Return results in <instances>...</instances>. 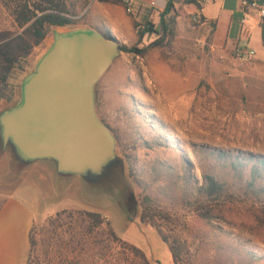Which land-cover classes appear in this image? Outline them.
Here are the masks:
<instances>
[{
    "label": "rangeland",
    "instance_id": "1",
    "mask_svg": "<svg viewBox=\"0 0 264 264\" xmlns=\"http://www.w3.org/2000/svg\"><path fill=\"white\" fill-rule=\"evenodd\" d=\"M170 1L178 12L179 32L170 59L163 60L160 51L144 57L122 51L96 88L98 114L115 135L116 153L123 160L122 169H116L113 177L104 178L97 190L89 189L80 176L60 179L55 173L57 181L53 184L45 172V166L51 164L38 162L23 168L15 164L9 152L0 150L3 196L19 186H24L25 192H48L42 197L34 224L42 264L62 262L57 258L60 254L56 238L50 243L49 220L66 209L103 213L121 238L142 248L153 260L171 264L169 246L160 232L141 224V208L137 214L130 213L131 192L137 199L147 193L179 213L190 236L202 241L199 250L193 252L196 264H247L250 254L264 256V234L256 236L218 223L211 225L191 216L184 210L181 187L175 186L174 180L157 178L161 163L169 162L180 169L179 152L193 160L197 146L264 156V48L256 14L252 10L244 13L240 0H226L224 8L223 0H206L205 15L218 19L220 26L228 25L230 40L234 41L231 43L210 22L195 23L193 16L201 14L188 0H167L165 7L154 2L135 3L153 7L152 19L158 24L160 12ZM73 2L75 28L106 32L110 31L109 20L118 18L127 20L123 34L116 33L128 49H144L156 40L155 35L140 39L134 28L135 16L128 12L124 1L99 0L92 5L90 0ZM257 2L261 5L264 0ZM244 17L250 23L249 29H242ZM29 27L20 29L0 4V76L6 75V81L0 83V113L19 102L21 83L52 44L54 31L70 30L50 28L46 39L36 45ZM236 41H242V48H257L256 57L241 62ZM202 82L206 86L201 87ZM128 156L135 160L138 183L130 177ZM43 176L46 179L42 184ZM15 195L31 201L23 193ZM213 225L220 226L224 233ZM162 233L169 236L163 227ZM65 254L72 264H94L80 252L66 250ZM107 256L100 264H105L107 258L114 264H134L132 256L118 245Z\"/></svg>",
    "mask_w": 264,
    "mask_h": 264
},
{
    "label": "trees",
    "instance_id": "2",
    "mask_svg": "<svg viewBox=\"0 0 264 264\" xmlns=\"http://www.w3.org/2000/svg\"><path fill=\"white\" fill-rule=\"evenodd\" d=\"M188 3L195 4L201 11L204 0H188ZM0 4L20 29L30 25L28 33L36 45L46 39L50 28L73 29L77 24L74 19L77 15L76 3L73 0H0ZM175 10L174 3L170 1L166 9L160 12L159 23L155 24L152 19L154 8L133 2L130 13L135 16L134 28L138 31L140 39L143 40L146 35L157 37L147 48L128 49L123 45V51L134 52L142 57L152 51H160L161 58L169 60L179 34L176 20L178 12ZM202 18L204 19V16ZM211 24L213 29L216 28L215 22ZM261 29L264 45V23ZM9 69L7 68V71ZM5 81L6 75L0 76V83ZM202 86H206V83L202 82ZM207 88L210 90L209 86ZM179 153L181 168L176 169L169 162L161 163L162 169L158 170L157 178L164 182L174 180V185L181 187L182 203L187 213L211 225L218 223L256 236L264 234V156L212 146L194 148L193 160ZM127 161L130 177L138 183L135 160L128 156ZM128 207L132 214H137L140 207L141 224L160 232L163 241L169 246L171 264H196L194 250H199L202 241L190 236L187 224L181 220L177 211L166 207L147 193L137 199L131 192ZM49 224L50 243L56 238L55 244L59 246L60 254L57 258L62 260L61 264H72L69 256L65 254L66 250L71 253L80 252L87 260L100 264L115 245L131 255L134 264H161L139 246L121 238L103 213L66 209L52 216ZM162 227L169 231V236L162 233ZM213 227L224 233L220 226ZM36 231L37 227L34 225L28 264H42ZM249 256L247 264L264 262V256ZM105 264L114 263L107 258Z\"/></svg>",
    "mask_w": 264,
    "mask_h": 264
},
{
    "label": "water",
    "instance_id": "3",
    "mask_svg": "<svg viewBox=\"0 0 264 264\" xmlns=\"http://www.w3.org/2000/svg\"><path fill=\"white\" fill-rule=\"evenodd\" d=\"M122 51L109 30H55L23 79L19 102L0 113V150L20 167L45 162L60 179L80 176L89 189L101 187L123 160L98 114L96 88Z\"/></svg>",
    "mask_w": 264,
    "mask_h": 264
},
{
    "label": "crops",
    "instance_id": "4",
    "mask_svg": "<svg viewBox=\"0 0 264 264\" xmlns=\"http://www.w3.org/2000/svg\"><path fill=\"white\" fill-rule=\"evenodd\" d=\"M133 1L134 2L143 1L146 3L154 2L157 3L158 6L160 4L162 7H165V3L167 2V0H133ZM255 1L257 2V0ZM240 3H242V0H240ZM205 4H206V0H204L203 9L200 11V14L204 16L203 23L215 22L216 32L219 34L225 33L227 40L233 43L234 41L230 40L228 25L225 24V26L224 25L220 26V22L218 19L206 16L204 13ZM190 6H196V5L192 4ZM225 6H226V0H223L221 3V7L224 8ZM109 21H110V26H109L110 32L115 38L117 37L121 41V38L117 35L116 32H119V34H123L124 31L123 29L125 28V26H127V22H126L127 20H123V19L120 20L118 18H115L114 20H109ZM104 24L108 27L106 21L104 22ZM242 29H244L243 25H242ZM259 29L261 31V37H262V29L260 27ZM124 41L125 40H123V42ZM244 41L245 40H243V42ZM241 42L242 41L239 42L236 41L235 43L239 47L243 45V43ZM253 49L256 50L257 48H253ZM45 172L48 174L47 179L50 181L49 183H53V184L56 183L57 178L55 176V171L53 166H48V165L45 166ZM45 179L46 178L43 176L42 179L40 180L42 184L45 182ZM15 193H23L31 201H25L21 197L16 196ZM45 193L48 192L46 191L44 192L42 190L40 192H37L36 190H33V192H25L24 186H19L13 193L8 194L6 196H3L0 193V264L29 263V258L31 255V232L35 224L36 215L38 212L37 209H40L41 200L42 197L45 195Z\"/></svg>",
    "mask_w": 264,
    "mask_h": 264
},
{
    "label": "built area",
    "instance_id": "5",
    "mask_svg": "<svg viewBox=\"0 0 264 264\" xmlns=\"http://www.w3.org/2000/svg\"><path fill=\"white\" fill-rule=\"evenodd\" d=\"M90 1L92 5L99 0H90ZM123 1L128 7L127 8L128 12H132V4L134 1L133 0H123ZM242 7L244 10V13L246 14H248L250 10L255 12L256 17H257L256 25H258L261 28L262 23H264V4L260 5L256 1L249 2L248 0H242ZM192 19L195 23L197 22L202 23L204 21L202 16L197 15V14H195ZM242 25L244 29L250 28V23L246 17L243 18ZM239 48L240 50L238 51V54H239V58L241 62H246L247 60L253 59L257 55V51L255 49L248 48V47L242 48L241 46H239Z\"/></svg>",
    "mask_w": 264,
    "mask_h": 264
}]
</instances>
